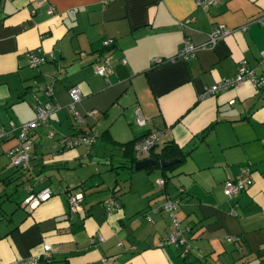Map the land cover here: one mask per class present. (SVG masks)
<instances>
[{"label": "crops", "instance_id": "crops-1", "mask_svg": "<svg viewBox=\"0 0 264 264\" xmlns=\"http://www.w3.org/2000/svg\"><path fill=\"white\" fill-rule=\"evenodd\" d=\"M261 15L264 0L206 8L193 0H0V128L32 118L35 100L55 105L32 131L24 168L5 154L15 128L0 136V183H14L0 187V263L48 242L55 264H264V84L243 81L198 98L202 87L234 75L238 59L264 73ZM215 23L231 31L210 45ZM103 37L112 38L107 47ZM183 39L195 49L175 57ZM29 49L50 56L29 66ZM103 52L110 67L99 75L93 68ZM71 84L80 91L78 122L69 111ZM154 129L152 150L171 142L185 154L163 169L133 168L150 154L130 163V142ZM76 132L93 139L62 143ZM241 167L250 183L227 197L222 181ZM43 186L46 198L33 207L21 202ZM69 191L81 193L71 212ZM110 195L118 207L105 212ZM172 197L179 198L173 214L187 226L186 250L157 245L169 223L160 205Z\"/></svg>", "mask_w": 264, "mask_h": 264}, {"label": "built area", "instance_id": "built-area-1", "mask_svg": "<svg viewBox=\"0 0 264 264\" xmlns=\"http://www.w3.org/2000/svg\"><path fill=\"white\" fill-rule=\"evenodd\" d=\"M194 3L202 8H206L207 5L214 0H193ZM50 9L48 8V11ZM258 21L264 23V15L258 18ZM243 27V26H242ZM231 31L229 27L223 23H215L211 29L206 33V40L208 44H213L214 41L221 37L223 34ZM111 37H103L100 42L107 46L111 43ZM195 49L193 43L188 39H183L181 45L176 50L174 56L185 58L190 55ZM26 62L29 66L35 65L36 63L42 61L47 55L50 56V52L47 54L39 53L35 54L30 49L25 52ZM259 60L264 61V47L258 49ZM110 67V55L109 53H104L101 55L100 59L94 65V72L99 75H104L107 69ZM243 81H249L255 87H259L264 84V73H256L252 67L248 66L244 59H238L236 61V70L234 75L220 77L213 83L202 87L198 94V98H202L211 92L216 91L220 88L236 86ZM44 92L46 95L50 93L49 88H45ZM68 95L70 97L69 111L73 117V120L78 122L81 118L80 114L73 107V102L77 100L80 96V91L77 85L71 84L67 88ZM34 115L32 118L19 122L17 124L13 123L11 120L8 121L9 128H0V136L6 134L12 128H15V138L16 142L11 147L5 150V154L9 158V162L14 165H19L21 167L26 166V162L29 156V149L32 144V131L34 127L46 119L48 112L52 110L55 105L49 101H38L33 102ZM91 109L88 112H93ZM135 121L137 123H142L143 117L138 110H135ZM159 134L158 129L149 131L148 133L136 138L132 143V148L134 152V157L142 156L148 154L150 149L153 147L156 138ZM93 136L87 133L76 132L71 135H67L62 138V143L64 145H72L76 142L83 141L85 143L90 142ZM156 182L161 184L163 182V177H157ZM250 183L249 169L247 167H241L239 171L233 177H227L222 181V192L227 197H233L240 189L245 187ZM51 190L48 186H43L36 190H28V193L22 198V203L28 207H33L39 201L43 200L50 194ZM81 200L80 191H69L66 195V207L68 211H74ZM179 198L172 197L166 198L165 201L160 205L169 215L168 231L160 236L157 240V245L172 244L181 247L182 249H187L189 244L186 238L181 234V231L187 226L180 225L177 218L173 214L172 210L178 204ZM104 211L111 212L118 207V202L113 196H108L102 201ZM230 211H233V207H229ZM102 236L98 235V239ZM0 264H55L51 256V247L48 242L42 243L41 249L37 253L29 254L25 257L14 258ZM102 264H110L108 259H102Z\"/></svg>", "mask_w": 264, "mask_h": 264}, {"label": "trees", "instance_id": "trees-1", "mask_svg": "<svg viewBox=\"0 0 264 264\" xmlns=\"http://www.w3.org/2000/svg\"><path fill=\"white\" fill-rule=\"evenodd\" d=\"M102 44V43H101ZM102 46H104V47H107V46H105V45H103L102 44ZM104 52H106V51H104ZM104 52L102 53V55L104 54ZM44 59H46V58H44ZM43 59V60H44ZM134 140V139H133ZM133 140H132V142H133ZM132 142H130V147H132ZM149 156L151 157V158H153V159H155V162L153 163L154 165H157L158 163H157V160L158 159H160V158H171V157H176L178 160H180L181 159V157L185 154V152H182L181 150H180V148L177 146V145H175L174 143H171V142H165V143H163V144H161L160 145V147L156 150V151H154V150H152V148L150 149V151H149ZM134 160V156L132 155V157H131V159H130V163L132 162ZM129 164V163H128ZM150 165V164H149ZM148 165V166H149ZM172 165V163H170V164H167V165H165V166H161V169H163L164 167H168V166H171ZM17 166H19V165H17ZM129 166H130V164H129ZM111 196V195H110ZM81 201V200H80ZM79 205V204H78ZM77 208V207H76Z\"/></svg>", "mask_w": 264, "mask_h": 264}, {"label": "water", "instance_id": "water-1", "mask_svg": "<svg viewBox=\"0 0 264 264\" xmlns=\"http://www.w3.org/2000/svg\"><path fill=\"white\" fill-rule=\"evenodd\" d=\"M174 161H176V157L160 158V159L157 160V163L160 166H165L167 164L173 163ZM154 162H155V159H153V158L143 157V158L135 159L132 162V167L133 168H138V167H141V166H144V165H147V164H150V163H154Z\"/></svg>", "mask_w": 264, "mask_h": 264}, {"label": "rangeland", "instance_id": "rangeland-1", "mask_svg": "<svg viewBox=\"0 0 264 264\" xmlns=\"http://www.w3.org/2000/svg\"><path fill=\"white\" fill-rule=\"evenodd\" d=\"M6 158L8 159V161H9V158L6 156ZM4 160H7V159H5V158H3ZM10 167V166H9ZM17 167H21V166H17ZM22 168H24V167H22ZM133 171H137V170H133ZM165 172H167V170L165 169ZM10 183H0V187H3L4 185H6V184H9L8 185V187L5 189L6 190V192L8 191V190H10V189H12L13 188V185H14V183H13V181H9ZM20 189V187H18L17 188V190H19ZM101 191H103V190H98V191H95V192H93V194L94 193H98V194H100L101 193ZM15 192H17V191H15V190H13V191H11V193H10V195L11 196H13L14 198L16 197L17 198V196L15 195ZM90 194V193H89ZM20 198H22V196L20 195L19 196ZM96 203H98V202H96Z\"/></svg>", "mask_w": 264, "mask_h": 264}]
</instances>
